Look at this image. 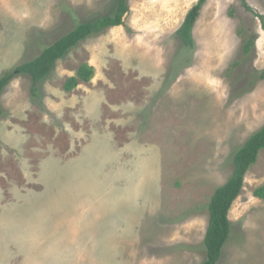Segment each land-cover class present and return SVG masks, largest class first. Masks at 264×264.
I'll use <instances>...</instances> for the list:
<instances>
[{
    "label": "rangeland",
    "instance_id": "374dc122",
    "mask_svg": "<svg viewBox=\"0 0 264 264\" xmlns=\"http://www.w3.org/2000/svg\"><path fill=\"white\" fill-rule=\"evenodd\" d=\"M127 0L31 92H0V264H198L207 204L264 123V0ZM116 0H0V76ZM255 35L248 53L245 40ZM87 63L92 78L66 91ZM262 187V189H259ZM216 264H264V149L228 212Z\"/></svg>",
    "mask_w": 264,
    "mask_h": 264
},
{
    "label": "trees",
    "instance_id": "16d2710c",
    "mask_svg": "<svg viewBox=\"0 0 264 264\" xmlns=\"http://www.w3.org/2000/svg\"><path fill=\"white\" fill-rule=\"evenodd\" d=\"M205 0H197L185 13L181 24L175 30L176 36L184 47L192 48L194 39L192 29ZM244 9L252 11L246 0H240ZM128 11L127 0H116L114 9L103 16L89 21L77 23L69 31L44 46L33 58L15 65L10 71L0 76V92L15 74H26L31 79V92L36 93L38 83L48 74L57 60L78 42L91 34H99L104 29L123 24V15ZM264 27V15L256 13ZM255 35L248 37L243 43V53L249 52L254 43ZM94 74L93 66L83 63L74 75L67 78L63 88L69 91L80 81H89ZM264 79V66L258 73ZM2 109L0 107V116ZM264 149V123L252 132L232 155V172L230 176L217 186L207 204L208 219L203 236L206 257L198 264H216L220 259L224 245L230 232L231 224L228 212L243 186L244 176L249 167L255 163L258 153ZM259 189H262L260 187Z\"/></svg>",
    "mask_w": 264,
    "mask_h": 264
}]
</instances>
